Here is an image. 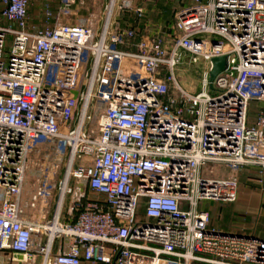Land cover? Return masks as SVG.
<instances>
[{"label":"built area","instance_id":"built-area-1","mask_svg":"<svg viewBox=\"0 0 264 264\" xmlns=\"http://www.w3.org/2000/svg\"><path fill=\"white\" fill-rule=\"evenodd\" d=\"M187 1L163 36L131 0L99 30L62 22L79 0H36V23L0 0V264H264V240L199 209L237 200L217 166L264 184V0Z\"/></svg>","mask_w":264,"mask_h":264},{"label":"rangeland","instance_id":"rangeland-1","mask_svg":"<svg viewBox=\"0 0 264 264\" xmlns=\"http://www.w3.org/2000/svg\"><path fill=\"white\" fill-rule=\"evenodd\" d=\"M34 1V0H33ZM108 0H79V7L76 15L72 19H64L62 22H67L68 24H77L78 20L90 19L94 27L99 30L104 18V7ZM135 2H144L146 8H150L152 5L159 7L163 10V4L168 2H176L175 0H131ZM36 4V0L34 1ZM175 7V6H173ZM36 10V9H35ZM156 10V9H155ZM176 10L172 13L167 12L163 16L165 21L171 22L174 20L176 15ZM34 9L30 11L33 16ZM35 19H37L35 11ZM122 18V15H121ZM159 16L150 17V19H145V21L154 25L156 23L152 21H157ZM51 19L47 21L44 26H51ZM174 76L177 83L190 91L191 93H196L200 90V70L194 65L189 63L188 57H184L182 62L174 71ZM257 105L251 103L249 106L248 120L249 123H253L257 115ZM215 169V177L222 178H236L238 183V197L234 203H219V202H207L201 205V208H205L208 211L211 219L212 225L216 230L222 233H228L230 228L232 229L234 225H239L242 230H247L255 234L264 235V184H260V176L255 169H247L239 173L230 172L223 166H217ZM30 187H28L29 190ZM143 218V210L140 209L137 214V220L141 221Z\"/></svg>","mask_w":264,"mask_h":264},{"label":"crops","instance_id":"crops-1","mask_svg":"<svg viewBox=\"0 0 264 264\" xmlns=\"http://www.w3.org/2000/svg\"><path fill=\"white\" fill-rule=\"evenodd\" d=\"M34 1H33L32 5H31V7L29 9V13H30V11L32 10V7H33V9H34L33 16L30 13V17L32 18L31 20L33 21V23H36V19H35L34 14H35V11L37 12V10H35L37 8V5H36L37 3L34 4ZM148 1L151 2L150 0H148ZM175 1L176 2H168L167 4H163V6H164L163 10H160L159 7H155L153 5L150 8H146V5H144V2H140V1L139 2H135V4L145 10L146 14L144 16V19H150V17H152V16L153 17H157V16L160 17V18H158L157 21H152V22L156 23L154 25L156 27H158L160 29L161 34L163 36H165V35H167V34H169L171 32V27H172V25L174 23V20H172L171 22H167V21H165L164 19H161V18H163V16L165 14H167V12H171L172 13L174 10H176L175 12L177 13L180 9H182L183 7L189 5V1H187V0H175ZM173 6H175V7H173ZM124 18L125 19H127V18L131 19V15L125 14ZM122 26H123V24H122ZM137 40H138V38L136 40H134L133 43L135 44L137 42ZM120 49L121 50L123 49L124 51H135V48H133V47L132 48L120 47ZM247 169H255V170H257V173L259 175V169L257 167H249V166L243 167L240 172H242L244 170H247ZM222 177H224V176H222ZM202 204L203 203H200L199 209L207 211V210H205V208L204 209L201 208ZM209 227L211 229L214 228V225H212V223H211V219H210ZM231 227H233V228L232 229L230 228L229 232L236 231V232H239L242 235H251V236H254V237H257L259 239L264 240V235H262V234H258L257 235L255 233L250 232V231L242 230V228L239 227V225H237V226L234 225V226H231Z\"/></svg>","mask_w":264,"mask_h":264},{"label":"water","instance_id":"water-1","mask_svg":"<svg viewBox=\"0 0 264 264\" xmlns=\"http://www.w3.org/2000/svg\"><path fill=\"white\" fill-rule=\"evenodd\" d=\"M226 68V57H216L211 59V69L209 71V88L212 89V82L215 77L222 73Z\"/></svg>","mask_w":264,"mask_h":264},{"label":"trees","instance_id":"trees-1","mask_svg":"<svg viewBox=\"0 0 264 264\" xmlns=\"http://www.w3.org/2000/svg\"><path fill=\"white\" fill-rule=\"evenodd\" d=\"M123 50V49H122Z\"/></svg>","mask_w":264,"mask_h":264}]
</instances>
